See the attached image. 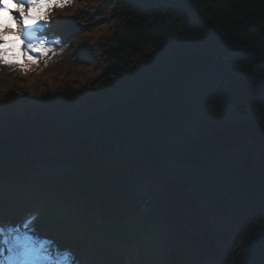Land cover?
Segmentation results:
<instances>
[{
  "label": "trees",
  "instance_id": "16d2710c",
  "mask_svg": "<svg viewBox=\"0 0 264 264\" xmlns=\"http://www.w3.org/2000/svg\"><path fill=\"white\" fill-rule=\"evenodd\" d=\"M92 3V77L30 63L0 98V206L34 195L89 259L124 234V264L150 238L162 264H264V142L238 132L264 124V0Z\"/></svg>",
  "mask_w": 264,
  "mask_h": 264
},
{
  "label": "snow or ice",
  "instance_id": "6c2138e0",
  "mask_svg": "<svg viewBox=\"0 0 264 264\" xmlns=\"http://www.w3.org/2000/svg\"><path fill=\"white\" fill-rule=\"evenodd\" d=\"M72 0H0V65L22 71L36 63L30 53L47 55L61 40L49 39L45 30L53 8H64ZM36 217L15 225L0 222V264H77L75 252L52 239L40 236L32 227Z\"/></svg>",
  "mask_w": 264,
  "mask_h": 264
},
{
  "label": "rangeland",
  "instance_id": "374dc122",
  "mask_svg": "<svg viewBox=\"0 0 264 264\" xmlns=\"http://www.w3.org/2000/svg\"><path fill=\"white\" fill-rule=\"evenodd\" d=\"M75 1L80 5L76 11L75 16H72V18L68 19L66 16L60 14V16L57 17L59 21L58 28H60L59 34H62V37H58V39L61 40L62 43H60L58 46L53 45V52H50L47 55L30 53L37 60V62L34 64H42V68L44 69V71L42 72L49 77L66 74L75 75L77 72L85 74L83 75L84 80L92 77L91 72H88L86 70L91 69V65H89L87 58L89 55L91 56L92 54H95L94 47H85L84 45H81V42L82 40H85L86 44L87 40L86 37H84L83 32L89 31V29L91 28V23L89 24L88 19L90 17L89 8H91L93 0ZM0 21H7V16L5 14H0ZM67 24L69 26H67ZM51 39L54 40L57 38L53 37ZM21 72L23 71L18 67L0 65V98L4 97L10 89H15L21 92V88L26 84L31 86L39 85H34V83L32 84L26 82L24 76L21 75ZM39 81L43 86V79H40ZM32 103H35V101H32ZM21 207V203L17 202H9L2 207L0 206V222H3L5 225L17 224L16 218ZM28 212L31 213V217L35 214L36 219L33 225L35 224L37 219L39 220L40 218H42V213L39 215V212L38 214H36V211ZM53 220L57 221V219L55 218ZM59 224L62 225L60 226V228H65L66 230L61 229V231H58L56 237H58L59 241H53L62 248H68L72 239L79 240L82 248L81 251L76 254L77 264H123V261H119L118 252L121 249V246L127 241L124 238V234H119L117 237L112 236V238L109 239V241L101 251L99 260H97L96 257L92 260H89L87 258V254L90 250V243L86 235L70 231L69 229L64 227V223L61 221H59ZM50 228L48 227L45 229L44 227H40L38 228V230H36V232L40 236L47 237V235L43 232L49 230ZM151 241L152 239L150 238V241H148L144 247L145 250L142 247L139 248V258L137 259L136 264H162L161 258L156 253L157 247H155Z\"/></svg>",
  "mask_w": 264,
  "mask_h": 264
},
{
  "label": "water",
  "instance_id": "95a60500",
  "mask_svg": "<svg viewBox=\"0 0 264 264\" xmlns=\"http://www.w3.org/2000/svg\"><path fill=\"white\" fill-rule=\"evenodd\" d=\"M258 64L264 62L256 61ZM239 134L248 136L256 142H264V124L258 119L256 113H252L248 120L242 122L238 126ZM75 142H70L69 147L66 149V153L73 151L76 148ZM192 217V213L190 214Z\"/></svg>",
  "mask_w": 264,
  "mask_h": 264
},
{
  "label": "bare ground",
  "instance_id": "6f19581e",
  "mask_svg": "<svg viewBox=\"0 0 264 264\" xmlns=\"http://www.w3.org/2000/svg\"><path fill=\"white\" fill-rule=\"evenodd\" d=\"M33 197H35L34 195H32Z\"/></svg>",
  "mask_w": 264,
  "mask_h": 264
}]
</instances>
